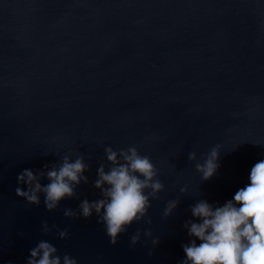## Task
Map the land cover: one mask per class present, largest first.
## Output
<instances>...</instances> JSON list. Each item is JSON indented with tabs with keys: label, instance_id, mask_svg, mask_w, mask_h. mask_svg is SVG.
Returning a JSON list of instances; mask_svg holds the SVG:
<instances>
[{
	"label": "water",
	"instance_id": "95a60500",
	"mask_svg": "<svg viewBox=\"0 0 264 264\" xmlns=\"http://www.w3.org/2000/svg\"><path fill=\"white\" fill-rule=\"evenodd\" d=\"M133 145L164 189L150 200L151 224L133 222L112 245L95 214L63 210L100 198L93 182L101 162L110 166L105 147ZM216 145L219 167L204 181L188 154L202 163ZM68 153L90 169L76 197L49 212L43 195L38 206L15 195L21 171ZM260 160L264 0H0V264H25L40 240L77 264H178L193 239L184 224L199 222L190 206H223ZM44 221L56 228L43 233Z\"/></svg>",
	"mask_w": 264,
	"mask_h": 264
},
{
	"label": "clouds",
	"instance_id": "9594fccd",
	"mask_svg": "<svg viewBox=\"0 0 264 264\" xmlns=\"http://www.w3.org/2000/svg\"><path fill=\"white\" fill-rule=\"evenodd\" d=\"M219 147H212L202 163L197 161L194 151L188 154L189 161H196L195 171L204 181L209 180L219 167ZM104 153L110 166L106 170L101 162L93 182L100 198L92 201L85 198L78 204V211L65 208L63 215L88 219L95 214L97 223L104 226L110 244L115 245L119 235L133 222L144 219L146 224H151L150 218L145 219L151 207L150 200L159 199L158 193L163 191L164 185L150 157L141 155L136 146L119 150L105 147ZM71 157L68 153L58 163L21 171L16 177L15 195L37 206L43 195L45 209L49 212L56 210L62 200L76 197L75 189L81 183H88L84 173L90 169L82 155L74 160ZM42 180L48 182L42 184ZM249 181L223 206H213L206 200H198L190 206L191 216L199 222H185L184 228L193 239L182 245L185 258L178 264H264V160L251 168ZM19 185L26 186V190ZM185 192L186 186L181 187L180 193ZM179 203V199L169 200L163 216L169 217ZM52 228L46 221L42 222L43 233L48 234ZM57 235L60 239L69 238L67 229H57ZM144 236H151V231L145 230ZM139 239L140 231L137 230L130 238V246H135ZM158 243V238L152 239L153 246ZM25 264H77V261L67 254L61 257L55 246L40 240L30 249Z\"/></svg>",
	"mask_w": 264,
	"mask_h": 264
}]
</instances>
